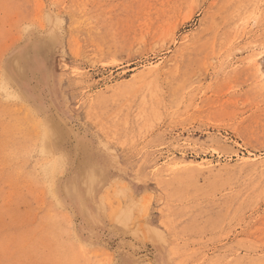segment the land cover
Returning a JSON list of instances; mask_svg holds the SVG:
<instances>
[{
	"label": "rangeland",
	"instance_id": "1",
	"mask_svg": "<svg viewBox=\"0 0 264 264\" xmlns=\"http://www.w3.org/2000/svg\"><path fill=\"white\" fill-rule=\"evenodd\" d=\"M0 264H264V0H0Z\"/></svg>",
	"mask_w": 264,
	"mask_h": 264
},
{
	"label": "bare ground",
	"instance_id": "2",
	"mask_svg": "<svg viewBox=\"0 0 264 264\" xmlns=\"http://www.w3.org/2000/svg\"><path fill=\"white\" fill-rule=\"evenodd\" d=\"M62 119V118H61ZM64 122V121H63ZM47 133H49V129H48V131H46ZM50 135V134H49ZM54 159V158H53ZM178 164V163H177ZM172 165H174V163L172 164ZM177 167V166H176ZM123 252V251H122ZM159 257V256H158Z\"/></svg>",
	"mask_w": 264,
	"mask_h": 264
}]
</instances>
